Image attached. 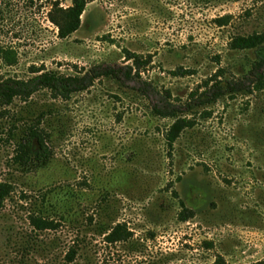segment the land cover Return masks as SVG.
<instances>
[{"label":"rangeland","instance_id":"1","mask_svg":"<svg viewBox=\"0 0 264 264\" xmlns=\"http://www.w3.org/2000/svg\"><path fill=\"white\" fill-rule=\"evenodd\" d=\"M48 1L0 0V48L19 55L0 77L134 65L177 117L124 77L0 106V264H264V86L225 88L264 58V0H89L66 39L50 1L72 0ZM33 124L53 155L24 174L13 159ZM120 223L132 238L107 244Z\"/></svg>","mask_w":264,"mask_h":264},{"label":"trees","instance_id":"2","mask_svg":"<svg viewBox=\"0 0 264 264\" xmlns=\"http://www.w3.org/2000/svg\"><path fill=\"white\" fill-rule=\"evenodd\" d=\"M47 2L49 1L47 0ZM50 2L52 9L55 8L61 12L62 21L61 23H56V26L60 32V39H66L79 29L81 18L89 5V0H72V6L66 10L60 7L58 1ZM0 59L4 66L12 68L18 64L19 55L12 47H1ZM129 60L133 61L135 66L138 64L135 57ZM134 70L133 65L123 70L112 67H96L83 76L76 77H65L53 72L38 73V75L27 80L0 77V106L10 107L16 100L26 102L42 90H48L55 98L68 101L73 95L91 88L98 80L112 78L121 81V78L124 77L126 81L137 82L139 85L137 92L141 96L150 98L155 102L152 110L153 115L163 119L177 117L176 112L172 110L167 99L159 91L152 89L153 87L148 83H143L141 80L137 81L140 75H134ZM262 86H264V58L259 57L252 64V68L247 76L242 80L228 82L225 88L230 93L247 92L252 94V91L260 89ZM212 91H218L214 93L215 100L223 96V88L221 86L213 87ZM52 155L53 153L48 145L47 137L40 128V125L33 124L24 132V137L17 146L13 162L22 173L31 174L45 167L50 162ZM11 193L12 187L10 185H0V211ZM193 216L194 213L183 205L181 221L186 222ZM35 223L39 227L48 226L47 223H43L40 219L35 220ZM104 235H107L105 240L109 245L128 242L133 236L126 223H120L114 228L108 229Z\"/></svg>","mask_w":264,"mask_h":264}]
</instances>
